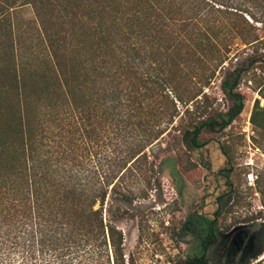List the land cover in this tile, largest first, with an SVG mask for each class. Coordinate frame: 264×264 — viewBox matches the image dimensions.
Segmentation results:
<instances>
[{"label":"trees","instance_id":"1","mask_svg":"<svg viewBox=\"0 0 264 264\" xmlns=\"http://www.w3.org/2000/svg\"><path fill=\"white\" fill-rule=\"evenodd\" d=\"M5 1L31 6L36 19L0 52V264H27L3 256L27 242L53 252L109 246L126 264L114 221L148 199L162 153L203 149V133L232 126L247 77L261 98L250 122L264 136V66L240 64L264 48V0ZM243 8H260L249 13L261 28ZM218 78L226 111L210 96ZM110 200L121 205L105 222ZM223 200L213 218L190 216L203 254L175 264H210Z\"/></svg>","mask_w":264,"mask_h":264},{"label":"rangeland","instance_id":"2","mask_svg":"<svg viewBox=\"0 0 264 264\" xmlns=\"http://www.w3.org/2000/svg\"><path fill=\"white\" fill-rule=\"evenodd\" d=\"M6 3L0 0V52L12 45L17 48L20 38L34 31L36 19L31 6L1 8ZM257 9L260 8H243L247 13H242L249 23L261 28L262 24L254 22L249 13ZM10 28L13 36L9 34ZM25 31L26 34L20 35ZM246 59L240 60L243 68L255 61V66L263 67L264 48ZM236 65L234 62L230 68ZM259 69L255 70L257 74ZM249 78L244 79L239 88L245 97V108L232 126L221 133H203L201 139L209 141L203 149L189 151L180 147L177 152L162 153L148 199L131 206V217L114 221L124 234L126 264H175L188 256L202 255L198 237L185 225L193 214L213 218L217 202L223 196L224 210L218 221L220 230L229 234L243 226L247 231L260 234L251 254L261 252L253 258L248 255L245 264H264V136H259L250 122L255 101L261 98ZM210 96L216 110L226 111L231 106L220 89L219 78ZM171 138L162 143H173ZM175 143L179 146L180 142L177 139ZM160 147H154V153L159 152ZM120 205L112 200L106 203L105 222L110 219V210ZM3 254L7 260L27 264H115L109 246L91 250L78 242L64 244L55 252L27 242L17 251ZM209 258L210 264H224L215 249L209 252Z\"/></svg>","mask_w":264,"mask_h":264},{"label":"flooded vegetation","instance_id":"3","mask_svg":"<svg viewBox=\"0 0 264 264\" xmlns=\"http://www.w3.org/2000/svg\"><path fill=\"white\" fill-rule=\"evenodd\" d=\"M220 240L222 241L221 244L212 249H215L219 255V260L223 261L224 264H236L238 257L239 264H245L249 260L247 259L248 255H251L250 258H253L261 252L251 254V249L257 244L255 242L260 240V234L247 231L243 226H239L229 234L223 233Z\"/></svg>","mask_w":264,"mask_h":264}]
</instances>
